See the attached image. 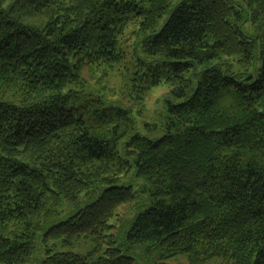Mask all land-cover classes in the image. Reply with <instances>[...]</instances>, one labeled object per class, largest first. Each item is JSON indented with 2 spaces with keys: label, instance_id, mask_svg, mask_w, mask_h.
<instances>
[{
  "label": "trees",
  "instance_id": "trees-1",
  "mask_svg": "<svg viewBox=\"0 0 264 264\" xmlns=\"http://www.w3.org/2000/svg\"><path fill=\"white\" fill-rule=\"evenodd\" d=\"M171 1L0 0V264H138L107 235L136 202L132 187L112 185L128 170L150 190L125 233L133 249L159 261L264 264V46L231 23L242 12L226 0ZM246 9L264 20V0ZM130 30L163 56L184 99L165 108L157 140L136 133L128 111L93 94L75 106L82 92L68 90L119 63ZM222 58L246 78L214 64ZM93 194L50 225L63 202ZM41 213L43 240H87L99 257L37 253Z\"/></svg>",
  "mask_w": 264,
  "mask_h": 264
},
{
  "label": "rangeland",
  "instance_id": "rangeland-1",
  "mask_svg": "<svg viewBox=\"0 0 264 264\" xmlns=\"http://www.w3.org/2000/svg\"><path fill=\"white\" fill-rule=\"evenodd\" d=\"M226 1L242 12L241 20H237L234 17L231 23L235 26L239 25L245 36L249 39L256 38L259 45L264 46V20L252 22L249 18L250 12H244V10L247 11L246 5L249 0ZM175 4L176 0L171 1L169 6L173 7ZM168 15L169 12L157 20L154 26L155 31H159L163 27ZM131 32V30L126 31V35L119 40V48L124 52V57L119 63L114 64L112 69L103 70L98 68L94 74H89L86 71L80 83L70 86L68 90L78 93L82 92L81 95H76L79 99L76 100L75 106H78L86 95L93 94V96L100 97L107 106L128 111L135 122V132L147 139L157 140L162 135L160 124L164 117L165 108L169 103L178 104L184 99H178L172 92L171 84L168 82L169 74L166 72L167 68H159L165 60L163 56H152L146 51L144 52L140 42L142 34L135 33L131 35ZM146 34H150V32H145ZM214 64L221 65L222 68H228L230 73L235 74L234 78L237 80L246 78L234 58H222L219 61H215ZM135 72H137V75H134ZM153 82H156V84L154 85ZM154 125L158 129H154ZM112 185L115 187H132L137 197L134 205L125 206L117 211L115 218L117 222L114 220L110 222V225L114 228L107 235L115 238V244L111 248L119 249L124 255L135 258L138 264H187L185 257L159 261L155 255L143 253L141 249H133L129 246L125 241V233L131 220L148 207L150 190H148L147 186L145 187V184L140 179L134 176L132 170L117 176V180ZM107 186L110 187V185ZM95 198L96 195L94 194L90 196L80 195L76 203L63 202L56 208L57 217L50 222V225H56L66 220ZM43 214L41 213L35 221V223L41 225V229L37 232V239L34 242V249L37 253H41L46 248L50 250L51 255L71 253L81 258H88L90 263L99 257L100 253H95V245L87 240H79L72 246L63 245L59 239L43 240V233L49 227V225L44 224ZM106 248H108L107 245L103 247V250ZM91 254L92 256L90 257ZM207 264H218V262L214 260Z\"/></svg>",
  "mask_w": 264,
  "mask_h": 264
}]
</instances>
